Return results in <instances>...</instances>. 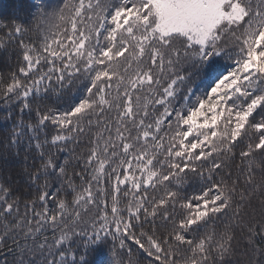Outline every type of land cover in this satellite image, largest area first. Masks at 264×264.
I'll list each match as a JSON object with an SVG mask.
<instances>
[{"label": "snow or ice", "instance_id": "6c2138e0", "mask_svg": "<svg viewBox=\"0 0 264 264\" xmlns=\"http://www.w3.org/2000/svg\"><path fill=\"white\" fill-rule=\"evenodd\" d=\"M23 11L0 19V264H264V0Z\"/></svg>", "mask_w": 264, "mask_h": 264}, {"label": "trees", "instance_id": "16d2710c", "mask_svg": "<svg viewBox=\"0 0 264 264\" xmlns=\"http://www.w3.org/2000/svg\"><path fill=\"white\" fill-rule=\"evenodd\" d=\"M30 2L31 0H0V19H9L16 15L23 18V9H26ZM57 2L58 0H49V3ZM2 135L3 133H0V136Z\"/></svg>", "mask_w": 264, "mask_h": 264}]
</instances>
